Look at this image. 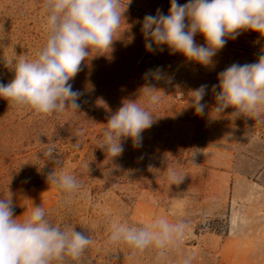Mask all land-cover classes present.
I'll return each instance as SVG.
<instances>
[{"label":"rangeland","instance_id":"374dc122","mask_svg":"<svg viewBox=\"0 0 264 264\" xmlns=\"http://www.w3.org/2000/svg\"><path fill=\"white\" fill-rule=\"evenodd\" d=\"M169 7V0H131L124 14L126 24L121 26L127 29L114 41L112 50L82 63V70L69 81L73 90L82 93L79 101L83 100L84 113L69 110L66 127L73 129L76 140L65 147L56 170L78 173L88 180L78 200L82 212L89 215L84 223L96 232L91 246L100 264H181L188 255L194 257L192 264H217V252L197 243L196 234L212 230L210 226L220 233L227 230L226 217L213 213H226L234 177L246 176L264 188V113L259 119L235 118L229 107L210 115L215 105L211 87L218 84L217 74L232 63L255 62L264 49V37L250 34L228 39L213 57V67L172 53L167 45H154L155 51H147L141 22L145 15H155L158 8L167 15ZM46 37L43 0H0V83L7 84L14 76L6 62L10 64L19 55L34 59ZM195 40L205 43L202 34ZM157 68L164 79L145 75ZM146 83L164 91L153 110L156 121L143 131L142 146L124 139L123 153L111 158L97 147L107 119L126 99L143 103L138 95ZM202 84L208 85L202 101L207 106L204 115H198L188 105L191 90ZM167 166L187 173L181 184L169 186ZM11 191L17 216L31 211L32 205L50 209L62 199L61 192L47 181L34 186L17 184ZM158 210L172 222L187 223L181 243L164 250L148 247L139 251L110 242L113 221L142 226L151 222Z\"/></svg>","mask_w":264,"mask_h":264},{"label":"clouds","instance_id":"9594fccd","mask_svg":"<svg viewBox=\"0 0 264 264\" xmlns=\"http://www.w3.org/2000/svg\"><path fill=\"white\" fill-rule=\"evenodd\" d=\"M130 3L131 0L126 3L124 0H43L46 41L34 59L19 55L10 64L6 62L14 76L7 84L0 83V98L43 115L60 113L69 107L79 111L82 93L73 90L69 81L82 70V63L112 50L114 41L127 29L121 26L126 24L124 14ZM169 3L167 15L158 8L155 15L147 14L141 22L147 51L167 45L172 53L179 52L189 61L213 67V57L228 39H236L247 30L264 37V0H187L183 4L169 0ZM197 34L203 35L204 44L196 42ZM261 52L255 62L232 63L217 74L218 84L211 87L215 105L210 115L221 114L229 107L234 109L231 116L235 118L243 115L259 119L264 113V49ZM90 53L95 54L90 56ZM145 75L157 81L164 79L160 68ZM207 90L208 85L202 84L190 92L188 106L198 115H204L207 105L202 101ZM162 94V89L146 83L138 95L143 97V103L138 99L124 100L110 113L97 147L114 158L123 153L124 139L130 138L135 147L142 146V133L155 123L157 116L153 110L160 104ZM41 152L46 161L57 165L47 174V183L64 194L63 202H67L79 193L81 182L70 172L56 171L60 161L54 145H47ZM195 155L196 151L192 157ZM165 171L169 186L181 184L187 175L169 166ZM13 197L8 185L7 195L0 197V264L79 262L93 244L90 235L77 231L74 225L53 223L41 204L15 215ZM187 228L183 220L170 222L163 217L142 226L113 221L109 240L139 251L148 247L164 250L181 243ZM193 258L188 255L181 264H192Z\"/></svg>","mask_w":264,"mask_h":264},{"label":"trees","instance_id":"16d2710c","mask_svg":"<svg viewBox=\"0 0 264 264\" xmlns=\"http://www.w3.org/2000/svg\"><path fill=\"white\" fill-rule=\"evenodd\" d=\"M78 103L80 109L76 112L78 115H83V100ZM70 109L71 107L60 113L43 115L28 106L17 105L0 98V197L7 195L8 185L11 190L17 184L34 186L46 182V176L53 170V166L51 160L44 159L41 151L47 145H54L60 159L65 156V147L76 140L73 129L66 127ZM75 176L82 184L81 191L88 180H84L78 173ZM78 197L79 193L67 202H63L65 195L62 194L59 204L45 211L53 223L74 225L77 231L87 232L95 241L96 232L84 223L85 217L89 215L82 212ZM210 228L220 233L217 228L211 226ZM195 244L194 242L193 245ZM68 264H100V262L97 256L93 255V248L90 245L79 262L69 260Z\"/></svg>","mask_w":264,"mask_h":264},{"label":"crops","instance_id":"0c3cea01","mask_svg":"<svg viewBox=\"0 0 264 264\" xmlns=\"http://www.w3.org/2000/svg\"><path fill=\"white\" fill-rule=\"evenodd\" d=\"M250 34L260 33L247 30L240 35ZM220 215L227 219L225 233L204 230L196 234L197 243L217 252V264H264V188L246 176L234 177L226 213H213ZM161 217L172 222L158 210L154 219Z\"/></svg>","mask_w":264,"mask_h":264}]
</instances>
